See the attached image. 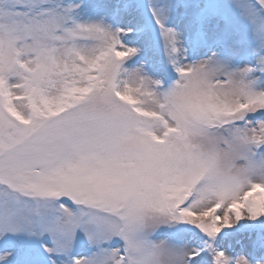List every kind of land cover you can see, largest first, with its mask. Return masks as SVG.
Instances as JSON below:
<instances>
[{
	"label": "snow or ice",
	"instance_id": "1",
	"mask_svg": "<svg viewBox=\"0 0 264 264\" xmlns=\"http://www.w3.org/2000/svg\"><path fill=\"white\" fill-rule=\"evenodd\" d=\"M0 264H264V0H0Z\"/></svg>",
	"mask_w": 264,
	"mask_h": 264
}]
</instances>
